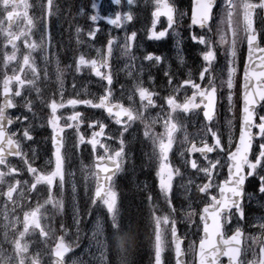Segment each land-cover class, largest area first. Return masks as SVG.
Segmentation results:
<instances>
[{
  "label": "snow or ice",
  "instance_id": "obj_1",
  "mask_svg": "<svg viewBox=\"0 0 264 264\" xmlns=\"http://www.w3.org/2000/svg\"><path fill=\"white\" fill-rule=\"evenodd\" d=\"M116 5H121L122 0H114ZM129 10L123 13L114 14L109 17H101L99 5L95 2L92 8L95 14L89 19L96 23L100 19L116 27H126L134 20L131 8L139 3V0H127ZM151 3V23L149 24L147 38L159 41L167 37L176 27L177 8L175 0H150ZM217 0H195L191 16L190 34L193 42L202 46V66L200 74L193 77L191 73L186 78L176 81L170 71L165 72L168 78V85L172 89L167 97H159V94L149 87H145L142 76L143 66L139 71L135 62L137 57L134 49L137 44L138 32H125L123 45L121 48L123 56L128 58L129 63L124 66V71L128 77H133L136 73V83L132 94L127 97L130 103L135 102L138 96L142 111L124 103L113 102L114 73L112 67L114 48L119 43L118 37H111L102 48H97L96 57L91 58L87 53H79L73 56L75 71L81 72L87 68L91 73L103 82V94L93 99H69L67 103L63 100V73L57 69L58 80L61 86V100L59 103L55 99L46 106L50 109L47 122L53 130V157L51 169H44L34 166V160L29 159L27 153L23 151L22 142L32 139L31 126L25 125L27 117L17 116L13 118L9 115V110L17 107L15 98L21 97L25 89H35L37 95L40 89L36 87V79L39 72L35 66V61L31 59L30 53L38 45L31 40L32 30L36 26V20L29 14V9L33 7L28 0H0V32L3 33L7 44L11 45V53L5 52L3 60L7 68L8 64L17 61L19 51L18 42L23 37L24 44L29 50V54L22 57V63L18 62V68L13 70V75H5L0 85V186L6 187V191L0 190V196L6 198L7 202L13 205L18 200L25 199L26 192H38L40 186H48L50 194L48 197L37 199L35 206L30 207V211L25 212L23 220L19 217L10 222L6 227H11L13 239H11V252L4 254L0 249V261L3 264H44L43 257L51 255L53 264H64L65 258L72 250L64 235L59 234L57 229L49 222L47 215L48 206L55 208L57 212L63 210L64 201L57 198L55 187L64 182V167L67 159L65 152L66 129L72 130L76 134V145L82 147L89 145L94 153L98 148L103 154H96L94 162L88 169L89 174L96 181L95 196L103 199L104 204L112 213V222L115 226L117 219L115 215L118 202L117 193L112 190L111 182L117 171L124 163V147L113 149L110 144L103 143L101 137L105 136V128L101 121L95 120L88 125L89 128L99 127L100 131H92L91 137L86 138L81 131L84 116L77 111V106H86L91 109H100L107 113L113 121L121 126L123 130L134 121L144 123V134L153 140L159 154L160 164L158 168V181L162 190L169 194V210L167 214L156 215L158 209L153 210V264H164L163 255L168 248L175 254L176 264H186V251L182 247L184 240L178 233L176 226L175 206L171 204L170 189L173 186L174 176L179 174V170L172 166L170 153L175 143V134L183 127L184 142L187 145L182 155L186 157V163L191 169L202 173L206 182L197 185V190L204 197V206L201 209L200 221L203 235L197 244L190 241L188 251L197 259L198 264H264V222L254 225L257 228L256 234H246V231L237 224L229 229L232 220L236 217L243 219V196L244 185L252 176H256L260 169H264V24L259 23L264 17L260 16L264 12V0H224L218 14H214ZM42 15L38 18L44 26L41 33V45L51 46L52 34L50 21L58 12L56 0H45L39 6ZM18 9H22L18 10ZM219 15V20L212 31L213 20ZM22 25V26H21ZM16 31H13V28ZM200 30L199 32L197 31ZM77 44L82 43L79 34L83 29L77 27ZM100 29L93 28L87 33L91 40L96 39ZM210 33V34H209ZM178 35V34H177ZM246 45V58L242 67V88L240 99L242 107L240 110L239 133L236 134L234 119L228 120L229 133L226 146L222 144L221 137L217 131L213 130L212 122L216 118L218 96L222 95V89L216 85L214 67L217 59V49L223 48L226 57L230 56L227 62V79L223 81L227 89L229 111L235 109L236 78L240 74L241 54L240 49ZM177 49L181 50V42L177 41ZM47 59V57H45ZM144 61L160 64L164 58L149 53L144 56ZM181 63L184 56L178 55ZM59 64V61H57ZM25 68L32 72L33 79H26L21 74ZM150 83L154 84V77H149ZM199 81V82H198ZM206 84V86H204ZM121 86V95L123 97ZM187 93L191 90V95L185 94L182 102L180 92ZM162 99L168 107L164 116L146 117L144 115L149 109L156 106V100ZM71 107L72 114L67 117L57 115L60 109ZM23 107L33 112V105L30 100H25ZM163 110V108H162ZM202 112L203 118L207 122L204 126L205 136H211L214 140L209 144L206 139H201L199 144L195 138L189 139L186 126L182 125L177 117L182 113ZM35 114V112H33ZM64 126H61V120ZM23 123L26 127L20 130L21 135L17 138V133L12 132L10 126ZM160 123L164 131L157 133L155 126ZM110 140L111 137H106ZM216 152L215 159H209V154ZM199 155L206 164L198 162L196 155ZM11 157H17L23 163L24 168L19 169L10 163ZM226 169V175L222 183L217 182L221 172ZM23 172L30 174V180L19 179ZM262 181L261 191H264V175L259 177ZM191 182V181H190ZM215 190L216 194H212ZM14 193H18L14 197ZM196 215L194 211H187L185 217L191 221ZM7 203L5 204V220H7ZM22 225V230L16 225ZM99 229V228H98ZM201 227L198 226L197 231ZM67 232V229H62ZM38 234L42 237L43 250L30 254V243L28 237L31 234ZM231 233V234H230ZM7 238V232L5 233ZM251 252V259L248 253Z\"/></svg>",
  "mask_w": 264,
  "mask_h": 264
},
{
  "label": "rangeland",
  "instance_id": "obj_2",
  "mask_svg": "<svg viewBox=\"0 0 264 264\" xmlns=\"http://www.w3.org/2000/svg\"><path fill=\"white\" fill-rule=\"evenodd\" d=\"M33 1H36L35 4H37L38 6L41 4L40 0H28V2L32 5H33V3H32ZM223 2H224V0H223ZM223 2L221 3L220 8L222 7ZM102 3H103V1L99 0L97 4L99 6H101ZM220 8H218V11H220ZM18 10L22 11V9H18ZM31 10H33V7L31 9H29V13L31 12ZM0 18H2V17L0 16ZM219 18L220 17L218 15V18L216 19V21L212 27V31L215 30V24L219 20ZM36 21H37L36 26L32 30L31 40H35L37 36H39L41 39V33L43 32L44 26L39 22V20H36ZM103 23L106 24V22H103ZM98 26H101L100 22H99ZM123 37L124 36L118 35L119 42H121V41L122 42L116 46L117 51L121 52V53H122L121 48L123 45ZM0 38H4V35L2 32H1ZM76 39H77V37H76ZM75 41H77V40H74V42ZM20 42H21L20 46H22V44H24L23 37L21 38ZM48 47H49V49L51 48V46H48ZM102 47H103V45H95V46H90V47H89V45H86L85 52L86 53H89V51L94 52L93 58H95L96 57V51L95 50L97 48H102ZM42 48H43V46H42ZM20 49H21V47H19V50ZM221 49L223 52V48H221ZM18 52H20V51H18ZM27 52H29V50ZM35 52H37V48L34 51H31L30 55L34 54ZM143 52H149V51L145 48L143 50ZM10 53L11 52H9V54ZM145 55L146 54H143V55L138 54V56H137V69H140V65H142L143 69H145L146 65L149 64V62L144 61V59H143ZM38 56H39L38 54L32 55L31 59L32 58L38 59ZM45 57H47V55H45V54L42 55L43 60H45ZM227 62H226L225 67L223 69V72H224L223 75H224L225 80L227 79ZM2 64H4V61L2 62ZM26 70H28V68ZM26 70H24L25 73H27ZM85 70H87V69L84 68L81 70V72L77 73L76 79L79 78L81 76V74L83 73V71H85ZM166 70L167 71L170 70L169 64L166 65ZM87 72L90 74L91 78L93 79L94 73H91L90 70H87ZM122 73H124V74L126 73L124 71V66H122ZM57 77H58V74H56V79H58ZM87 84L88 83L84 82V84H82V86H86ZM96 84H97L96 82L93 83V85H96ZM123 85H125V84H123ZM125 87H127V88L129 87V89H133V88H131V86H125ZM26 90L29 91L30 89H26ZM57 90H58V93L55 95V97L57 98V100H56L57 103H59L61 100V86H60V84H58ZM82 91H83V93H85L84 96H86V99L91 98V96L93 95V98L96 100V97L103 94V90L101 92H99L98 90H95L92 92L91 90L86 89V87H84V90L82 88ZM68 92H69V90L67 92H63V100L65 103H67V100H69V99H78V98H75V96H77V94H75V95L70 94L71 96H69V95H67ZM131 94H132V92H130L128 94V96ZM180 94H181L180 100L182 101L183 96L185 94H188V92L185 93L183 90H181ZM89 95H90V97H89ZM226 96H227V93H226ZM79 99H83V96ZM222 101H223V103L221 106V109H222L221 112L222 111L223 112L222 113L219 112V116L217 118L219 120L218 121L219 123H217L213 126V130L217 131L218 133L223 132V134L225 135L226 143H227L228 133H229L228 120L234 119V121L235 120L238 121L239 112H238V109L236 108V104H235V109H234L235 115H233V111H229L228 102H227L226 98H224V99L221 98V102ZM163 105H166V104L164 103ZM81 107L82 106H77L76 110L81 111ZM152 110H153V108L149 109L147 112L144 113V115L146 117H155L157 115H160L161 117H163V115L160 113L159 114H152L151 113ZM141 111H142V108H141ZM167 111L168 110H165V112H167ZM217 113H218V111H217ZM220 113H221V117H220ZM71 114H72V109L70 106L67 109H60L57 113V115H60L61 117H67V116H70ZM48 117H49V115L46 117L45 115L36 116L35 114H33L32 119L30 121L31 130L40 129L43 123H45L46 126H49V124L47 122ZM201 117L203 118L202 113L199 112V113L194 114V116H192L191 119H193L192 120L193 122H196L198 125L201 126L202 125V123L200 122ZM95 118L92 120L91 116L88 117V123L89 122L93 123L95 120H99L104 125H106L105 136L101 137V141L103 143L110 144L111 147L114 149L117 146H121V141H123V147H125V153H124V163H123L124 169L122 171L121 176L122 177L125 176V178H126V176L128 175L129 181L125 184L126 188L134 196L135 194H138L137 192H138L139 188L141 187L142 188L141 191L143 193V196L149 197L151 199V202L153 204H155L154 206L157 209H159V211L156 212L155 214L156 215L167 214L168 210H169V194L166 193L164 190H162L160 185H159V181H158V168H159V164H160L159 154H158V151L156 149V145L153 143V140L144 134V125L133 122L127 128V130H123L119 124H117L115 121H111V122H115V123H113L111 128H109L108 127V121L109 120L106 117H104L103 113L99 109H95ZM89 119H90V121H89ZM177 119L179 120L180 123H182L184 121V123L186 125L187 120H184L180 115L177 117ZM64 123H65V121L62 119L61 120V126H64ZM203 124L205 125L206 123H204V121H203ZM88 125L89 124H86L85 121L81 125V131L85 134L86 138L91 137L92 131H97V132L100 131L99 127L92 129V128H89ZM135 127H137V129L133 133H131V131ZM188 128H189V126H188ZM201 128L202 127H200V129ZM180 130L175 134V143L173 145L172 152L170 153V160H171L172 166L179 170V174L174 176L173 186L170 189V194H171L170 199H171V204H173L175 206V209H176L175 216H174V218L176 220V225L179 227L182 235L187 239V245H188L190 241H196V242L198 241V239H196L194 237L195 230H196V228H198V223L195 219H198V213L200 212L198 205H200V203H203L204 197L202 196V194H200L198 192L197 185L202 183V182H206V180L204 179L202 173H199V172L191 169L190 166L186 163V157L184 155H182V152L187 145L184 142V130H183V136L182 137L180 135ZM155 131L157 133H162L164 131L162 124L158 123L155 126ZM235 131H236V128H235ZM114 132H115V134H114ZM68 133L70 134L71 139H74V141L76 142V139H77L76 134L70 129H68ZM192 134L193 135L189 134V139L190 140H192L193 138L196 139L198 136L197 131L196 130L193 131ZM108 136L111 137L110 140L106 139V137H108ZM75 145H76V143H75ZM77 147L79 148L80 152H82V154L80 155V154L76 153L78 155V159L76 161L74 160L75 162H73V166L70 165L71 171L69 172V174H71L72 177H69V182H70L71 190L74 188L73 184L78 183L77 173L79 172V178H80V176H81L80 171H85L86 167H88V169H89L90 166L92 165L93 155H95V154L102 155L103 154L102 150L99 148L97 150V153H94L92 151L91 147L87 144L82 146V147H79V146H77ZM27 148L29 150H27L26 153L28 155L30 154L31 159L34 160V163H35L34 166L35 165L38 166L37 162L41 161L42 162V165L40 166L41 168L51 169L53 167L52 162H51L52 157H53V151H50L46 155V157L44 158L43 155L38 153L36 150L33 149V151H32L30 149V143L27 144ZM86 149L89 150V156L91 157L89 160H85V157L83 154V152ZM79 150H78V152H79ZM45 151H47V149H45ZM136 153H139V154L136 155ZM134 155L142 156L143 162L141 165L145 169L149 170L150 164L152 165L153 177H152L150 182H149V180L148 181L142 180L141 183H135V181H134L135 176L132 175V173L130 171V165H132L133 163L135 164V162H133L134 161ZM72 156H73V154L70 156H67V158H69V159H67L68 164H69ZM194 158H197V156ZM197 159H198V162L201 163L202 165L206 164V162L203 161V159H199V158H197ZM146 161H148L149 163L148 162L146 163ZM86 175H88L89 178L91 179V186H89V191H90V187L94 188L95 178L89 174V171L86 172ZM221 176H222V172L217 179H220ZM84 180H85V184L90 181L88 178H85ZM43 185H45V184H42L39 188V190H41V193H40V196L38 197V199H41V202H43L42 199H44V197H41L42 192H44V189L45 190L48 189L47 185H45V186H43ZM86 189H87V187L83 186V190L86 191ZM112 190L118 194L117 187L113 188ZM90 194H92V191ZM36 196H37V192L36 193L32 192L31 194H29L28 203L26 205V208L28 210H25V211L28 212L31 210L28 205H31L34 207ZM134 197H136V196H134ZM144 197H142V198H144ZM62 199H63V197H62ZM63 201H64L63 209H64V214L66 215V219H65L64 223L61 224L60 226H58V228H56V229H57V231H59V230L62 231V229H67V232H64V231H62V232L65 233V235L68 239H71V241L76 244L74 247V250L71 252V256H70L71 263L70 264H106L107 249H105V247H103L99 243L100 236L97 232L98 228L102 229L104 232V238L107 240L105 228L103 226L101 215L106 216V215H109L110 212L107 209L104 202L102 201L100 204H98L96 206H92V204L89 205V207H90L89 209L91 212L97 208L98 213L96 215H99L101 218L96 219L93 223H91V227L89 228V230L88 229L86 230L85 227L80 229L78 226L79 200H72V199L71 200H68V199L65 200V199H63ZM255 203L261 204L257 199L255 200ZM4 204L2 203V206ZM262 206L264 207L263 204H262ZM4 207H5V205H4ZM128 208H129L128 213H130L133 217V221H132V223L134 225L133 230H135L138 233V241H139L137 244V247L135 248V250L133 251L132 256H131L132 264H139L138 257L140 256L141 253L146 257L147 262L145 264H147V263L153 264L154 247H153L152 218H153V214H154V212H153L154 208L151 211L150 225L148 227H146V228H149L148 230L151 232V234H150L151 238L145 237V236L141 237V235H140L142 232H144V229L141 230V227H143V224L145 222V218L143 217V215H144V212L146 210V207L143 210L140 208V206H136V205H132L131 207H128ZM197 208H198V210H197ZM54 209L55 208L48 206L47 215L50 218L49 222L52 224V226L55 225L54 222H56V220H54L52 217V212ZM117 209H118V202H117L116 210H115V215L117 217L115 222L119 221ZM67 210H69V212ZM187 211H194V212L197 211V214L192 218L191 221L187 220L185 217V213ZM1 214L3 216H5V211L4 212L2 211ZM8 215H9V217H8ZM11 216H12V213H8V210H7L8 219L5 220V217L3 219L5 221L6 225H8V224H10V222L16 220L15 217L12 219ZM20 220H23V217ZM125 220L128 222H131V216L125 218ZM240 220L241 219L239 217H236L233 219V222L239 224ZM259 222H264V218L260 219L258 217L254 220V222H252L251 225H249L248 230H249L250 234H256L257 233V232H254V230L257 229L254 225H256ZM18 225H16V227ZM9 228L11 229V232L14 231L11 227H9ZM20 230H22V225H21ZM6 232H7V238H5V239L9 243L11 240V239H9L11 232L9 233L8 229H5L2 232L4 237H5ZM139 236H140V238H139ZM42 239H43L42 237H40L38 234H35V233L31 234L28 237V240L30 243V249H29L30 254H34L38 250H40V251L43 250L44 246L41 243ZM168 249L170 251L171 248H168ZM187 251H188V248H187ZM188 252L193 257V254L190 251H188ZM6 253H4V254L5 255L10 254V252H8V251H6ZM113 253H115V257H114L115 260H117L118 259L117 253L115 251H113ZM142 257L143 256L141 255V262H142ZM45 259H46L47 264H51V256L50 255L45 256ZM122 259L127 260V259H129V256L124 255V257H122ZM163 261H164V264H168V262L165 263L164 255H163ZM0 262H2V261H0ZM170 264H174L173 259L171 260Z\"/></svg>",
  "mask_w": 264,
  "mask_h": 264
},
{
  "label": "clouds",
  "instance_id": "obj_3",
  "mask_svg": "<svg viewBox=\"0 0 264 264\" xmlns=\"http://www.w3.org/2000/svg\"><path fill=\"white\" fill-rule=\"evenodd\" d=\"M100 236L99 243L105 247V249H111L117 253L118 264H132L131 256L138 244V233L132 230L125 236H120L117 231L114 232L111 241L104 238V232L102 229H97ZM128 255L129 259L123 260L122 257Z\"/></svg>",
  "mask_w": 264,
  "mask_h": 264
},
{
  "label": "flooded vegetation",
  "instance_id": "obj_4",
  "mask_svg": "<svg viewBox=\"0 0 264 264\" xmlns=\"http://www.w3.org/2000/svg\"><path fill=\"white\" fill-rule=\"evenodd\" d=\"M158 55L162 57V55H160V54H158ZM188 67L189 66H185L184 64H178L175 66V72L171 71V73L174 77H183V79H184L188 76V71H189ZM193 77H195V75ZM160 80H161L162 84L168 85V78L166 76H163V77L161 76ZM204 86H206V84Z\"/></svg>",
  "mask_w": 264,
  "mask_h": 264
},
{
  "label": "trees",
  "instance_id": "obj_5",
  "mask_svg": "<svg viewBox=\"0 0 264 264\" xmlns=\"http://www.w3.org/2000/svg\"><path fill=\"white\" fill-rule=\"evenodd\" d=\"M67 1V0H66ZM68 1H72V0H68ZM76 1H78V2H85V1H87V0H76ZM82 6H83V4H82ZM125 235H127L126 233L124 234L123 232H122V235L120 234V236H125ZM124 257V256H123Z\"/></svg>",
  "mask_w": 264,
  "mask_h": 264
},
{
  "label": "water",
  "instance_id": "obj_6",
  "mask_svg": "<svg viewBox=\"0 0 264 264\" xmlns=\"http://www.w3.org/2000/svg\"><path fill=\"white\" fill-rule=\"evenodd\" d=\"M99 199H101V198H100V197H96V196H95V201H98Z\"/></svg>",
  "mask_w": 264,
  "mask_h": 264
}]
</instances>
